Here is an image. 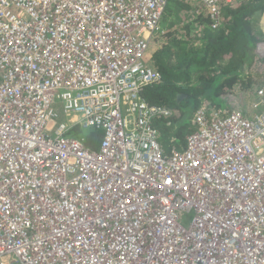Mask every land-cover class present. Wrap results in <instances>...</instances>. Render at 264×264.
Segmentation results:
<instances>
[{
    "label": "built area",
    "instance_id": "obj_1",
    "mask_svg": "<svg viewBox=\"0 0 264 264\" xmlns=\"http://www.w3.org/2000/svg\"><path fill=\"white\" fill-rule=\"evenodd\" d=\"M197 1L218 28L238 0ZM168 2L0 0V264H264V86L166 150Z\"/></svg>",
    "mask_w": 264,
    "mask_h": 264
},
{
    "label": "trees",
    "instance_id": "obj_2",
    "mask_svg": "<svg viewBox=\"0 0 264 264\" xmlns=\"http://www.w3.org/2000/svg\"><path fill=\"white\" fill-rule=\"evenodd\" d=\"M193 10L187 0H169L162 42L152 56L161 79L143 89L148 102L170 110L155 120L166 150L185 143L198 109H243L230 107L229 98L238 103L235 90L240 89V101L244 91L255 98L264 86V56L257 52L259 37L253 29L256 18L252 23L256 13L264 12V0L223 3L218 28L211 26L208 14ZM101 137V130H90L87 146L98 147Z\"/></svg>",
    "mask_w": 264,
    "mask_h": 264
},
{
    "label": "rangeland",
    "instance_id": "obj_3",
    "mask_svg": "<svg viewBox=\"0 0 264 264\" xmlns=\"http://www.w3.org/2000/svg\"><path fill=\"white\" fill-rule=\"evenodd\" d=\"M187 1L190 2V4L194 6L193 12H195L196 11V8L198 7V1L197 0H187ZM261 21H264V16H263L262 20H261V18L259 16L258 18L255 19V22L253 23L254 30L257 33V35L259 36V38H263L264 37V34H263L264 25H262ZM162 25L165 28V20L162 22ZM260 27H261V29H260ZM157 47H158L157 44L156 45H153L152 46V49L155 50ZM260 54L262 56H264V52L263 53H260ZM256 84H255V86H256ZM239 91H240V89L237 88L235 90V92L233 93L236 96V98L234 99V101H238V103H234L232 101V98H229L230 107H236V106L238 107V105H241L243 107V109L240 108L241 110H244L247 114H251V112H252L251 102L253 101L254 95L250 94V92H251L250 90L249 91H244V93L241 96V99L239 101L238 100L239 97H240L239 94L241 93ZM248 96H250V97L248 98ZM233 109H237V108H233ZM189 216H191V215L188 214L187 217H189Z\"/></svg>",
    "mask_w": 264,
    "mask_h": 264
},
{
    "label": "crops",
    "instance_id": "obj_4",
    "mask_svg": "<svg viewBox=\"0 0 264 264\" xmlns=\"http://www.w3.org/2000/svg\"><path fill=\"white\" fill-rule=\"evenodd\" d=\"M259 16H260V18H261V20H262V18H263V16H264V12L261 13V11H260V12L256 13L255 16H254L253 19H252V23H253V20H254L255 18H258ZM261 23H262V25H264L263 21H261ZM253 29H254V27H253ZM260 29H261V27H260ZM254 32H255V30H254ZM255 34H256L257 37H259V36L257 35L256 32H255ZM79 132H80V129H79L78 127H76L74 133H75V134H79Z\"/></svg>",
    "mask_w": 264,
    "mask_h": 264
},
{
    "label": "bare ground",
    "instance_id": "obj_5",
    "mask_svg": "<svg viewBox=\"0 0 264 264\" xmlns=\"http://www.w3.org/2000/svg\"><path fill=\"white\" fill-rule=\"evenodd\" d=\"M31 2L33 3V4H35L36 6H38V5H40V0H31ZM61 3L62 4H64V3H66V0H61ZM158 81V80H157ZM154 82H156V81H154ZM154 82H152V83H154ZM152 83H150V84H152ZM150 84H148V85H150ZM148 85H146V86H148ZM145 86V87H146ZM144 87V88H145ZM258 89V88H257ZM258 91V90H257ZM166 108V107H165ZM168 109V108H167ZM168 111H169V113H170V110L168 109ZM168 113V114H169ZM164 115H166V114H164Z\"/></svg>",
    "mask_w": 264,
    "mask_h": 264
}]
</instances>
